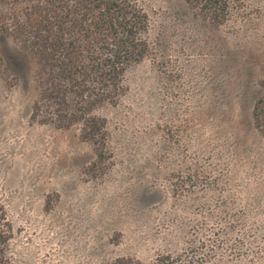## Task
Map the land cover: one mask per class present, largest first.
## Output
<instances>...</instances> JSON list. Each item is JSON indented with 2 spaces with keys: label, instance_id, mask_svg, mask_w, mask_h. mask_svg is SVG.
<instances>
[{
  "label": "rangeland",
  "instance_id": "374dc122",
  "mask_svg": "<svg viewBox=\"0 0 264 264\" xmlns=\"http://www.w3.org/2000/svg\"><path fill=\"white\" fill-rule=\"evenodd\" d=\"M143 2L152 53L94 111L107 123L102 154L78 126L32 120L36 59L0 37V201L14 264H264V135L252 117L264 0H232L219 25L184 0Z\"/></svg>",
  "mask_w": 264,
  "mask_h": 264
},
{
  "label": "trees",
  "instance_id": "16d2710c",
  "mask_svg": "<svg viewBox=\"0 0 264 264\" xmlns=\"http://www.w3.org/2000/svg\"><path fill=\"white\" fill-rule=\"evenodd\" d=\"M143 1L0 0L1 39L15 38L36 59L32 120L60 129L78 126L80 136L102 154L107 123L94 111L115 104L124 91L125 73L152 53L151 18ZM184 1L213 24L231 17L232 0ZM260 86L252 117L264 135V78ZM15 236L0 201V264H14ZM113 264L142 263L118 258Z\"/></svg>",
  "mask_w": 264,
  "mask_h": 264
}]
</instances>
